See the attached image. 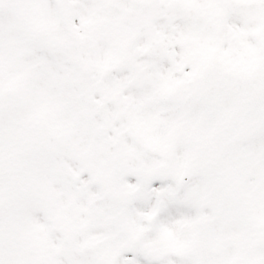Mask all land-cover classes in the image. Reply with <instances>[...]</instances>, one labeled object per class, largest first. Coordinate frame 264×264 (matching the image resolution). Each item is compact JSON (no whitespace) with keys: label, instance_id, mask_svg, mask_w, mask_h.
I'll use <instances>...</instances> for the list:
<instances>
[{"label":"snow or ice","instance_id":"6c2138e0","mask_svg":"<svg viewBox=\"0 0 264 264\" xmlns=\"http://www.w3.org/2000/svg\"><path fill=\"white\" fill-rule=\"evenodd\" d=\"M0 264H264V0H0Z\"/></svg>","mask_w":264,"mask_h":264}]
</instances>
